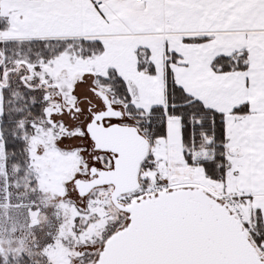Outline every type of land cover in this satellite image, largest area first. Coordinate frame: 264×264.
<instances>
[{"label":"snow or ice","instance_id":"obj_1","mask_svg":"<svg viewBox=\"0 0 264 264\" xmlns=\"http://www.w3.org/2000/svg\"><path fill=\"white\" fill-rule=\"evenodd\" d=\"M0 264H264V0H0Z\"/></svg>","mask_w":264,"mask_h":264}]
</instances>
